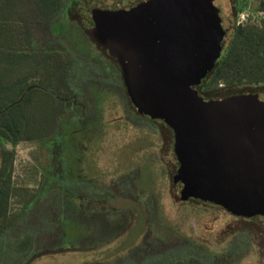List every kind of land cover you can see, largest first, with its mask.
<instances>
[{
	"label": "trees",
	"instance_id": "16d2710c",
	"mask_svg": "<svg viewBox=\"0 0 264 264\" xmlns=\"http://www.w3.org/2000/svg\"><path fill=\"white\" fill-rule=\"evenodd\" d=\"M100 2L0 0V264H33L45 256L83 250L82 242L90 228L87 210L92 206V211H96L103 203L100 189L87 195L76 190L73 182L55 178L62 173L57 166L48 172L55 176H43L37 188L17 186L13 182L16 150L6 146L22 141L54 143L64 133L77 132L74 125L66 124L76 121L78 108L85 106L83 96L92 75L80 56L83 53L70 42L73 35L81 33L85 48L95 45L101 51L100 57L112 76H119L130 109L138 116H148L133 103L117 57L91 32L97 27L94 9ZM246 6V0H233L234 26L229 43L213 69L196 86L197 92L206 98L264 92V0H259L256 7L263 14L258 21L239 24L238 16ZM62 21L69 23L65 38L55 32ZM102 52L110 59H104ZM112 65L116 68L112 69ZM40 95L47 97L46 106L33 104ZM161 123L171 135L169 144L173 150L174 130L166 122ZM179 167L177 159V168L171 174L173 184H182L175 181ZM13 201L18 207H12ZM186 201L226 209L215 202L195 198ZM111 214L115 238L127 228L121 229L124 221L116 209ZM237 218L246 225L237 231L241 244L264 237L263 215ZM177 242L167 246L159 243L153 253L139 259H129L128 254L122 264H225L226 254L238 255L230 248L211 260L205 247L194 241L180 237ZM98 246L92 243L84 250L92 251Z\"/></svg>",
	"mask_w": 264,
	"mask_h": 264
},
{
	"label": "rangeland",
	"instance_id": "374dc122",
	"mask_svg": "<svg viewBox=\"0 0 264 264\" xmlns=\"http://www.w3.org/2000/svg\"><path fill=\"white\" fill-rule=\"evenodd\" d=\"M246 1L247 6L240 14L249 13L251 17L243 23L258 21L263 16L256 11L259 0ZM201 3L208 30L221 34V25L225 31L223 53L234 26L233 0H201ZM68 26V21H62L55 32L64 37ZM80 34L73 35L70 42L86 55L80 54L92 78L83 96L85 106L77 110L78 119L66 124V127L74 125L77 132L64 133L54 143L22 141L6 146L16 150L13 182L19 187L37 188L43 176H55L48 172L57 166L62 173L55 178L73 182L76 190L87 195L92 190H101L103 203L96 211L89 206L86 219L89 234L82 242L84 249L92 243L99 246L92 251L83 249L45 256L33 264H122L128 254L129 259L143 258L153 253L159 243L176 244L180 237L205 247L211 260L215 259L214 255H223L233 248L238 255L226 254L225 264H264V237L243 245L237 231L246 225L236 215L180 197L182 184H173L171 179L177 168L175 142L172 150L171 135L161 123L165 120L138 116L130 109L119 76L116 73L112 76L95 45L87 48L86 44L82 45ZM101 55L110 59L103 52ZM37 98L34 105H43L47 100L44 95ZM76 203L81 205V200L76 198ZM12 207H18L14 201ZM114 209L124 221L121 229H127L112 238Z\"/></svg>",
	"mask_w": 264,
	"mask_h": 264
},
{
	"label": "water",
	"instance_id": "95a60500",
	"mask_svg": "<svg viewBox=\"0 0 264 264\" xmlns=\"http://www.w3.org/2000/svg\"><path fill=\"white\" fill-rule=\"evenodd\" d=\"M95 39L122 65L132 101L175 133L182 199L264 216V92L206 98L196 86L222 55L201 0H101Z\"/></svg>",
	"mask_w": 264,
	"mask_h": 264
},
{
	"label": "built area",
	"instance_id": "2783aa9c",
	"mask_svg": "<svg viewBox=\"0 0 264 264\" xmlns=\"http://www.w3.org/2000/svg\"><path fill=\"white\" fill-rule=\"evenodd\" d=\"M250 14L249 13H242L240 14L239 16V20H238V23H243L244 21H247L248 19H250Z\"/></svg>",
	"mask_w": 264,
	"mask_h": 264
},
{
	"label": "flooded vegetation",
	"instance_id": "af4514ba",
	"mask_svg": "<svg viewBox=\"0 0 264 264\" xmlns=\"http://www.w3.org/2000/svg\"><path fill=\"white\" fill-rule=\"evenodd\" d=\"M196 88V87H195ZM197 90V89H196ZM199 94V93H198ZM200 95V94H199ZM202 96V95H201ZM202 97H205V96H202Z\"/></svg>",
	"mask_w": 264,
	"mask_h": 264
}]
</instances>
